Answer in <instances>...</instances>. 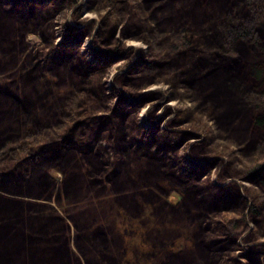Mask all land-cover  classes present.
I'll return each instance as SVG.
<instances>
[{
    "label": "rangeland",
    "instance_id": "374dc122",
    "mask_svg": "<svg viewBox=\"0 0 264 264\" xmlns=\"http://www.w3.org/2000/svg\"><path fill=\"white\" fill-rule=\"evenodd\" d=\"M193 1L194 14L187 15L190 0H140L147 22L157 30L176 27L185 18L195 26L207 23L201 43L209 51L168 52V58L149 68L147 60L158 55L152 47L162 37L154 40L151 33L144 41L148 37L138 33L136 21L113 19L111 6L102 1L0 0V45L6 53L0 48V76L15 72L20 86L15 92L35 96L28 122L43 123L4 142L7 161L14 163L17 155L66 134L65 148L80 164L77 175L91 186L83 201L71 198L64 186L67 170L50 164L44 171L53 184L45 193L52 196L31 192L68 227L64 235L71 264H264V233H255L257 221L248 212L257 194L264 207V179H248L244 173L264 159L259 136L245 106H227L229 93L213 96L205 90L215 75L201 84L191 78L228 61L229 53L219 47L226 43L213 32L212 15L239 0L222 5ZM256 33L260 47L240 40L231 50L242 63L232 84L239 81L243 90L258 84L264 89V21ZM161 45L163 50L167 44ZM252 57L258 77L248 72ZM187 62L196 65L192 71ZM165 67L181 74L177 82L163 76ZM79 90L93 95L96 104L81 106L83 101L73 97ZM64 100L58 116L55 108ZM229 107L237 115L234 123L220 117ZM92 206L91 219L82 220ZM212 219L218 221L216 233ZM230 221L237 229H229ZM76 227L82 228L78 239ZM96 248L102 257H91Z\"/></svg>",
    "mask_w": 264,
    "mask_h": 264
},
{
    "label": "trees",
    "instance_id": "16d2710c",
    "mask_svg": "<svg viewBox=\"0 0 264 264\" xmlns=\"http://www.w3.org/2000/svg\"><path fill=\"white\" fill-rule=\"evenodd\" d=\"M99 1H102L104 5L111 6L110 12L113 15V19L128 17V19L136 21L134 24L139 29L138 33H142L141 36L143 37L145 35L148 37V40L144 37V41L148 42L152 37L154 40L159 36L162 37V40L158 42L160 45L156 44L157 46L155 45L152 47L156 49L158 55L155 54L159 56V58L155 56V58L151 57L147 60V66L149 68H152L153 64L157 63L159 59L164 61L168 58L170 56L168 52L176 55L186 48L192 50L193 47L199 54L210 50L207 43H205L206 45L201 43L203 42L202 38L207 34V23L205 22L195 26L191 23L190 19L185 18L183 22L176 27H172L168 30H157L147 22L146 12L139 4L140 0H134V6V2L129 3L127 0H95V3ZM141 2H145V0H141ZM193 2V0H190V7L185 10L187 15L194 14L192 9L195 8V3ZM208 2L212 5H217L219 3L222 5L226 3L223 0H208ZM187 4L188 3L185 2L183 7H186ZM166 8H169V6ZM174 11L176 12V10ZM212 20L213 28H215L213 32L219 35L220 40L223 39L226 43V45H220L219 47H223V51L229 53L227 54L229 57H227L228 61L219 65V70H216L214 65L212 69H206L205 73H203L204 75L199 74L194 76L193 73L191 78H197L198 83H200L201 81H205L206 78L215 75L213 80L208 81L207 79L209 84L205 90H208V94L212 93L213 96L220 91H224L226 94L229 93L230 95L228 96H231L233 99H230L228 96L225 97L227 106L239 105L241 108H244V106L247 108L249 111L250 123L259 136L257 141L258 149L263 151L264 89L259 87L258 84L256 87L249 86L243 90L241 88L242 84L238 81L235 83H239L237 89L233 91V86L235 84H232V80L235 78L234 76H236L238 67H242V63L238 62L240 61L238 59H233L235 53L231 50L234 49L233 44L240 40L253 43L255 46H261L257 38L256 27L260 22L264 21V0H239L227 11L214 12ZM3 30L8 31L5 28H3ZM151 33L153 34L152 37ZM166 35H169V37ZM162 43L167 44L166 48L163 50L161 48L163 47V45H161ZM1 53L6 55L5 47L1 48ZM255 59L256 57H252L247 61L248 72L251 77H258L260 75V69L257 67V61ZM191 60L192 59H190V62ZM190 62H187L185 66L188 68L190 65L192 71L196 65L194 63L190 64ZM172 71L171 67L162 69L163 76L175 83L178 81L177 79L180 73ZM220 78H222V81ZM261 78L259 80H262ZM214 81L219 82L220 88L215 87L216 83ZM256 83H258V81ZM19 87V81L17 80L15 72L11 74L5 73L0 76V144L2 143V145H0V151H3V147L5 148L4 142L6 140L15 137L14 140L11 141L14 142L22 133H25L26 129H29V126H33L30 128L33 130L35 125L43 124L42 121L38 124L28 122L30 113H32L31 106L33 105L35 96L30 97L29 94L22 95V93H20L19 96L15 92ZM186 91H188V89ZM189 93L190 96L193 95L192 89ZM73 97H78L77 99L83 101V103L80 104L81 106L86 105L91 107L96 104L94 96L86 91L83 93L82 90H79L74 93ZM64 103L65 100L63 103L57 104L55 108V113L57 112L58 116L64 112ZM79 110H85V108L81 107ZM38 115L40 120H42V111ZM234 115L233 107H229V109L225 108L222 110L220 117L224 121L234 123L237 119V115L235 117ZM243 129H245V124ZM62 133H64V131ZM67 139L66 134L60 135L55 139L52 138L50 143L44 146L46 149L40 146L35 148L30 154L28 153L24 156L22 154L17 155L18 161L14 163H9L7 161L9 156H7L8 154H5V152L8 147L2 152L4 159L0 161V264H71L72 259H74V257L69 258V256H72V253L67 248V240L64 235V232H68V227L60 216L49 209V206L34 201L39 195L31 193L39 192L46 194V196H49V194L52 196V193H45L51 191L53 183L46 176L44 171L47 165L52 164L61 168V170H67L66 174L68 173V175L65 178L66 182L64 183L66 184L64 186L69 187L70 192L68 195L71 198L78 196V201H83L82 199L88 194L91 186L89 187L83 178H80V174L77 175L80 164L75 161L72 162L70 156L71 152H69L68 148H65L69 141L68 139V141L65 142ZM76 143L81 147V141L77 140ZM13 155L15 156L16 154ZM244 173L248 179L262 181L264 179V159L257 164H252ZM76 186L85 188L86 191L81 189L77 191ZM67 193L68 192L65 191V195H67ZM25 196H29L30 198H23ZM261 198V195L257 194L256 198H252V202H250L248 206L249 215L257 221L255 228L256 234L264 233V207ZM92 208L93 206L90 207L87 213L82 214L84 211L81 213L83 215H81L82 220L91 219L94 209ZM98 222L102 223L103 220ZM213 222H217V224L215 223L216 229L213 230V232L216 233L220 231L218 228V221L212 219L211 223ZM230 228L237 229L235 221H230L229 229ZM76 229L78 231L76 238L78 239L80 238L79 232L82 228L76 227ZM101 250L102 249L96 248L91 257H102L101 254L103 255V253Z\"/></svg>",
    "mask_w": 264,
    "mask_h": 264
}]
</instances>
